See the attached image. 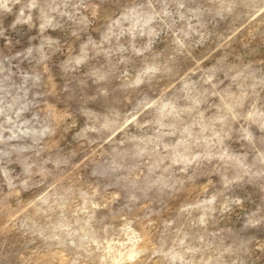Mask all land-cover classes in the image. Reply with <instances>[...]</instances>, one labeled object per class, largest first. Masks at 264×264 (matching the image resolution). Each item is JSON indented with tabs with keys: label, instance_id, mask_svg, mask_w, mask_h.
Instances as JSON below:
<instances>
[{
	"label": "rangeland",
	"instance_id": "rangeland-1",
	"mask_svg": "<svg viewBox=\"0 0 264 264\" xmlns=\"http://www.w3.org/2000/svg\"><path fill=\"white\" fill-rule=\"evenodd\" d=\"M0 264H264V0H0Z\"/></svg>",
	"mask_w": 264,
	"mask_h": 264
}]
</instances>
